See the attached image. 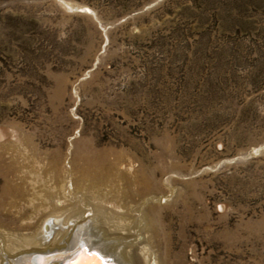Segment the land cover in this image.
I'll list each match as a JSON object with an SVG mask.
<instances>
[{"label":"rangeland","instance_id":"obj_1","mask_svg":"<svg viewBox=\"0 0 264 264\" xmlns=\"http://www.w3.org/2000/svg\"><path fill=\"white\" fill-rule=\"evenodd\" d=\"M49 166L136 171L155 264H264V0H0L1 254L77 208Z\"/></svg>","mask_w":264,"mask_h":264},{"label":"bare ground","instance_id":"obj_2","mask_svg":"<svg viewBox=\"0 0 264 264\" xmlns=\"http://www.w3.org/2000/svg\"><path fill=\"white\" fill-rule=\"evenodd\" d=\"M47 172L50 179L44 197L50 196L47 203L56 207L74 198L72 201L77 202L78 210L69 203L67 207L72 215L63 219L55 215L43 216L35 234L22 237L21 250L9 255L0 252V264L11 261L13 264H38L39 261L55 264L81 246L90 252L80 254L76 251L70 260L62 264H73L81 256L93 261V264H129V259L133 258L131 247L139 264H155L152 246L156 232L142 216L154 211L155 196L136 171L129 166H70V170L64 173L59 166H49ZM84 192H88L93 203L91 208L97 213L115 211L109 215L115 221L119 218L122 221L121 217H125L122 225L113 227L115 236H105V230L112 225L106 224L102 216H91L89 205L85 207L79 202ZM128 212L130 217H126ZM123 237L124 241L116 240ZM58 240L60 242L56 244ZM17 252L21 253L17 255ZM40 256L45 260L38 259Z\"/></svg>","mask_w":264,"mask_h":264},{"label":"water","instance_id":"obj_3","mask_svg":"<svg viewBox=\"0 0 264 264\" xmlns=\"http://www.w3.org/2000/svg\"><path fill=\"white\" fill-rule=\"evenodd\" d=\"M76 251H78V253H89L90 251L89 250H87V249H85V251H81V248H79V247H77V248H75L73 251H71L64 259H62L60 262H58V263H55V264H62V263H65V262H67L68 260H70L71 258H72V256H73V254L76 252ZM38 259H43V256L41 257H38ZM43 260H45V259H43ZM103 260H101V262H102ZM103 263V262H102ZM38 264H44V261L43 262H41V261H39V263Z\"/></svg>","mask_w":264,"mask_h":264},{"label":"snow or ice","instance_id":"obj_4","mask_svg":"<svg viewBox=\"0 0 264 264\" xmlns=\"http://www.w3.org/2000/svg\"><path fill=\"white\" fill-rule=\"evenodd\" d=\"M81 251H85L83 246H81ZM93 255L95 256L96 254H93ZM73 264H93V261H90L86 257L81 256L79 259L75 260Z\"/></svg>","mask_w":264,"mask_h":264}]
</instances>
